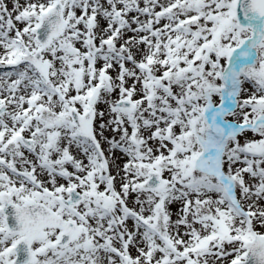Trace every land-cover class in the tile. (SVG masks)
<instances>
[{
	"label": "snow or ice",
	"instance_id": "1",
	"mask_svg": "<svg viewBox=\"0 0 264 264\" xmlns=\"http://www.w3.org/2000/svg\"><path fill=\"white\" fill-rule=\"evenodd\" d=\"M0 264H264V0H0Z\"/></svg>",
	"mask_w": 264,
	"mask_h": 264
},
{
	"label": "rangeland",
	"instance_id": "2",
	"mask_svg": "<svg viewBox=\"0 0 264 264\" xmlns=\"http://www.w3.org/2000/svg\"><path fill=\"white\" fill-rule=\"evenodd\" d=\"M22 2H23V0H22Z\"/></svg>",
	"mask_w": 264,
	"mask_h": 264
}]
</instances>
